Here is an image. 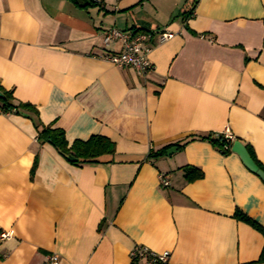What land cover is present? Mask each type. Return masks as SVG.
<instances>
[{"label":"crops","instance_id":"obj_1","mask_svg":"<svg viewBox=\"0 0 264 264\" xmlns=\"http://www.w3.org/2000/svg\"><path fill=\"white\" fill-rule=\"evenodd\" d=\"M0 0V86L68 143L102 135L100 163L70 165L32 121L0 112V264H264V184L207 134L228 129L264 165V0ZM185 14V15H183ZM184 19V16H187ZM151 31L145 76L102 55L104 32ZM173 37L159 42L157 32ZM186 141V142H185ZM181 149L146 159L150 150ZM232 145V144H231ZM200 169L188 182L183 167ZM169 185L161 186L160 176Z\"/></svg>","mask_w":264,"mask_h":264},{"label":"trees","instance_id":"obj_2","mask_svg":"<svg viewBox=\"0 0 264 264\" xmlns=\"http://www.w3.org/2000/svg\"><path fill=\"white\" fill-rule=\"evenodd\" d=\"M73 4L86 8V7H101V0L98 2L95 0H68ZM185 15V14H183ZM184 16V19L188 17ZM0 112L3 114L14 113L18 115L25 116L29 118L34 128L36 129V139L38 141L47 142L53 146L60 155L73 166H82L85 164H97L100 163V157L103 155H112L115 152V144L109 138L102 135H92L86 140H74L72 143H68L65 138V133L61 128L52 127L50 125L43 124L38 116L37 108L30 104L24 102H16L12 96L11 91H6L0 86ZM200 139L208 140L214 145L222 154L227 155L231 152V142L226 141L221 135L212 138L211 134L206 136H200ZM186 142V141H185ZM174 143L160 148L159 150H150L147 154L146 159L151 160L159 156L165 155L166 151L172 146H177L181 149L185 144ZM228 145V148H224ZM248 150L250 156L254 162L258 165L260 169L264 171V165L259 163V161L253 155V151L249 146H245ZM184 179L188 182L202 178L203 173L200 169L192 166L183 167ZM264 184V181H262ZM233 217L239 221L247 223L264 237V227H262L258 222L247 216L240 209L236 208ZM259 262H264V244L258 259Z\"/></svg>","mask_w":264,"mask_h":264},{"label":"built area","instance_id":"obj_3","mask_svg":"<svg viewBox=\"0 0 264 264\" xmlns=\"http://www.w3.org/2000/svg\"><path fill=\"white\" fill-rule=\"evenodd\" d=\"M95 1L98 2L99 0ZM156 35L159 42H164L173 37V33L168 31L157 32ZM153 38L154 32L151 31H124L110 27L104 32V43L108 44L110 41L118 42L120 49L117 52L102 55V57L114 65L132 68L138 75L145 76L153 70V64L148 57L151 50L149 41ZM219 135L226 141L231 142V144L235 141V137L228 129L221 133L211 134V137L215 138ZM224 148H228V145H225ZM160 184L163 187L168 186V178L161 175ZM7 237H9L8 232H0V240ZM129 258L131 262L140 264H168L169 252H156L147 246L137 245L130 250ZM43 264H59L58 256L56 254L48 255Z\"/></svg>","mask_w":264,"mask_h":264},{"label":"water","instance_id":"obj_4","mask_svg":"<svg viewBox=\"0 0 264 264\" xmlns=\"http://www.w3.org/2000/svg\"><path fill=\"white\" fill-rule=\"evenodd\" d=\"M1 96V94H0ZM231 151L238 154L244 166L256 176H258L262 181H264V171L258 167V165L254 162L252 157L250 156L248 150L239 140H235L231 145ZM176 151V147L169 148L166 151V154Z\"/></svg>","mask_w":264,"mask_h":264}]
</instances>
